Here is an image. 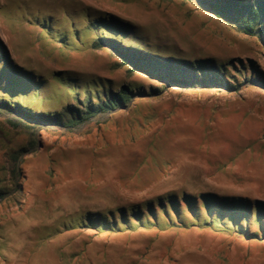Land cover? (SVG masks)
Listing matches in <instances>:
<instances>
[{
    "label": "rangeland",
    "instance_id": "rangeland-1",
    "mask_svg": "<svg viewBox=\"0 0 264 264\" xmlns=\"http://www.w3.org/2000/svg\"><path fill=\"white\" fill-rule=\"evenodd\" d=\"M61 7L75 22L83 18L75 7L117 15L133 25V45L182 59L215 57L236 64L245 79L238 76L232 92L169 85L127 72L108 49L89 48L92 36L81 26L84 44L67 30L63 45L27 21L53 10L60 21ZM0 37L12 58L44 80L36 93L44 107L59 111L72 103L71 84L60 76L77 79L81 98L92 80L144 92L76 128L40 126L39 145L23 158L25 195L0 205V264H264L263 240L212 231L57 230L86 212L171 193L264 202V88L247 81L264 80V42L235 33L189 0H0ZM14 118L0 112V128ZM3 133L13 147L24 143L22 135ZM3 165L0 150V171Z\"/></svg>",
    "mask_w": 264,
    "mask_h": 264
},
{
    "label": "trees",
    "instance_id": "trees-1",
    "mask_svg": "<svg viewBox=\"0 0 264 264\" xmlns=\"http://www.w3.org/2000/svg\"><path fill=\"white\" fill-rule=\"evenodd\" d=\"M235 33L264 42V0H189ZM83 18H78V12ZM64 15L60 21L54 18L58 11H46L39 18L27 19L37 25L46 36L60 44H67L66 31L72 32L75 41L79 28L91 35L88 42L93 50L108 49L121 66L129 73H142L157 81L186 89H212L226 92L236 91L238 76L245 79L244 72L236 70V64L223 62L215 57L182 59L174 55H162L147 51L140 45H133L128 39L133 25L117 15L91 7H75L73 21L68 8H60ZM54 28L63 29L53 33ZM57 34V35H56ZM238 68H242L239 63ZM235 73H232V71ZM60 76L68 80L67 86L72 103L61 110L44 107L36 93L44 84L41 76L19 59L11 56L8 45L0 37V112L14 116L7 125L0 128V150L4 165L0 171V205L18 203L25 195L26 176L22 170L23 158L39 145L37 130L43 125L65 129L76 128L91 119L111 114L129 106L137 97L143 96L135 85H120L117 88L109 82L92 80L83 84L84 98L73 77ZM249 82L261 84L264 80L250 77ZM8 127V128H5ZM22 135L24 143L13 147L4 137V131ZM73 229L90 230L97 233H125L155 230L157 232L212 231L225 235L242 237L245 240L264 241V202L252 201L246 197H232L214 192L197 195L181 192L157 197L140 205L119 207L108 212H86L74 220L63 221L58 231Z\"/></svg>",
    "mask_w": 264,
    "mask_h": 264
}]
</instances>
